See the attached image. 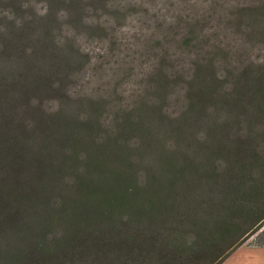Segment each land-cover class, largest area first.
Wrapping results in <instances>:
<instances>
[{
    "label": "trees",
    "instance_id": "16d2710c",
    "mask_svg": "<svg viewBox=\"0 0 264 264\" xmlns=\"http://www.w3.org/2000/svg\"><path fill=\"white\" fill-rule=\"evenodd\" d=\"M101 3L0 0V264H223L253 236L264 247V62L199 51L190 74L161 62L128 95L89 93L79 36ZM245 8L262 32L264 0Z\"/></svg>",
    "mask_w": 264,
    "mask_h": 264
},
{
    "label": "rangeland",
    "instance_id": "374dc122",
    "mask_svg": "<svg viewBox=\"0 0 264 264\" xmlns=\"http://www.w3.org/2000/svg\"><path fill=\"white\" fill-rule=\"evenodd\" d=\"M262 1L102 0L100 8H91L85 16L92 33L79 36L92 59L82 89L94 93L121 82L118 89L128 95L161 62L190 74L188 61L199 51L206 59L216 56L222 65L231 62L233 68L263 63L264 29L257 30V23L239 12ZM196 41L202 50L195 51ZM255 241L253 236L223 264H264V247L250 244Z\"/></svg>",
    "mask_w": 264,
    "mask_h": 264
}]
</instances>
